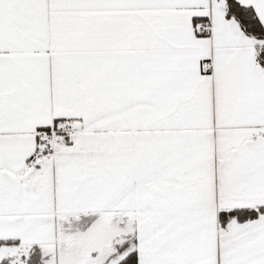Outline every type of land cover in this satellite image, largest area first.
<instances>
[{
    "label": "snow or ice",
    "instance_id": "1",
    "mask_svg": "<svg viewBox=\"0 0 264 264\" xmlns=\"http://www.w3.org/2000/svg\"><path fill=\"white\" fill-rule=\"evenodd\" d=\"M0 264H264V0H0Z\"/></svg>",
    "mask_w": 264,
    "mask_h": 264
}]
</instances>
